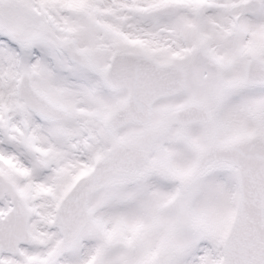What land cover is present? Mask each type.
Instances as JSON below:
<instances>
[{
  "label": "snow or ice",
  "instance_id": "snow-or-ice-1",
  "mask_svg": "<svg viewBox=\"0 0 264 264\" xmlns=\"http://www.w3.org/2000/svg\"><path fill=\"white\" fill-rule=\"evenodd\" d=\"M0 264H264V0H0Z\"/></svg>",
  "mask_w": 264,
  "mask_h": 264
}]
</instances>
